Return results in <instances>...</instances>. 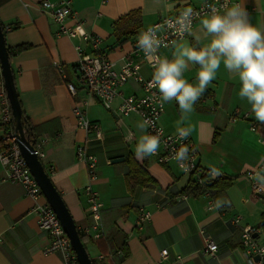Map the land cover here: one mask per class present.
Segmentation results:
<instances>
[{"label":"crops","instance_id":"0c3cea01","mask_svg":"<svg viewBox=\"0 0 264 264\" xmlns=\"http://www.w3.org/2000/svg\"><path fill=\"white\" fill-rule=\"evenodd\" d=\"M44 0H0V21L4 24L10 47L29 45L12 60V69L22 107L33 128L35 141L43 145L42 159L47 173L61 193L78 229L92 227L94 221L84 196L88 183L86 166L77 158V148L86 144L98 156L99 180L95 184L104 203L99 239H92L87 249L97 264H251L242 244V230L264 222V196L256 195L247 178L264 161V122L257 121L251 106L239 98L238 78L223 65L196 101L191 113L183 114L176 101L166 104L160 124L168 133L180 127L189 130L198 160L216 177L232 181L223 193L199 196L182 194L194 176L183 173L176 163H159L150 156L138 160L135 144L142 132L137 114L124 117L119 113L121 98L108 110L101 101L79 89L72 99L67 84L77 81V45H83V34L90 31L103 39L102 48L120 69L132 55L141 32L163 17H174L185 8L205 0H69L81 24L70 20L77 38L56 35L57 23L41 6ZM58 2L61 0H49ZM248 12L249 20L264 30V0H235ZM142 14L138 34L116 46L114 23L131 11ZM187 43L201 47L206 40L200 21L186 39L162 50L161 57L173 58L176 46ZM89 50V47H87ZM56 64H61V75ZM198 65H189L184 76L196 82ZM142 75H153L148 65ZM123 95H141V87L130 80ZM88 98V118L101 125L103 137L96 140L78 128L74 104ZM238 115L233 117L234 112ZM2 112L0 89V116ZM255 126V130L252 127ZM0 121V148L4 145ZM131 134V135H130ZM91 138L87 142V139ZM124 160L117 163L115 159ZM134 166L142 167L145 184L132 186L127 175ZM5 169L0 164V264H63L60 254L45 255L50 236L40 229L33 208L46 198L28 196L19 183L3 180ZM209 201L214 207L208 208ZM48 202V201H47ZM152 213L143 229L135 227L140 208ZM238 217L241 218L236 223ZM206 238L218 245L215 256L203 252ZM261 238H264L263 230ZM167 250L164 258L162 251Z\"/></svg>","mask_w":264,"mask_h":264},{"label":"built area","instance_id":"2783aa9c","mask_svg":"<svg viewBox=\"0 0 264 264\" xmlns=\"http://www.w3.org/2000/svg\"><path fill=\"white\" fill-rule=\"evenodd\" d=\"M234 3L238 2L235 0H205L197 6H191L193 13L190 31L212 7L221 8L225 5L231 6ZM41 6L57 23L58 30L56 35L58 37L67 36L72 39L77 38V31L69 25V22L75 19L81 24V21L71 1L61 0L52 2L44 0ZM181 13L174 17H163L153 26L149 27L155 30L157 38L161 41V47L157 53V60L161 58L162 50L173 47L176 43L186 39L188 36L190 31H176L169 28L167 24L169 21H175ZM176 27L178 28L179 26L177 25ZM145 31H147V29ZM82 38L84 46H76V51L78 53L77 81L76 83L67 84L71 98H79V89L81 88L84 89L87 95L98 98L108 110L112 109L113 103L117 98H121L119 105L120 115L124 117L130 116L131 114L139 115L143 122L147 121V134L159 136L161 142L160 147L156 154L153 155L159 163H176L183 173L194 176V181L197 185L203 184L202 177L204 173H207L211 178H215L217 174L214 170L204 169L201 166L195 144L189 135L181 138L178 132L168 133L160 124L161 117L166 111L167 103L162 104L158 89L150 86L153 75L149 78H145L141 72V66L143 64L148 65L154 72L156 60L149 63L145 59L143 51L137 46V41H135L132 55L125 59L120 69H116L114 63L109 59L108 54L102 48V37L90 31H85ZM87 47H89V50ZM56 68L61 75H64V69L61 64H56ZM130 80H133L141 87V95H123L122 89ZM0 89L2 104L0 121L4 129V127H10L13 116L4 87L1 63ZM80 102V104L76 103L73 106V114L76 117L78 128L85 130L88 134H94L93 138L96 140L102 139L104 134L101 125L88 118L86 110L89 104L88 98H81ZM238 114V111H235L233 117ZM252 129L255 130V126H253ZM90 140L91 138H88L87 142ZM2 142L4 145L0 148V164L5 169L3 180L19 183L23 187L25 193L34 199L44 197L41 187L32 175L22 156L15 129H4ZM32 143L35 148V154L42 160L46 155L42 143L35 140ZM182 147L188 148V159L178 162L174 158L175 153ZM77 158L87 169L88 183L85 185L83 192L89 208V215L94 221L92 227L84 229L79 228V230L86 236L99 239L103 234L101 230V220L104 203L98 190L95 188V184L99 180L98 156L90 153L87 149V145L83 144L79 145L77 148ZM261 170H264V161L256 170L249 171L247 173V178L252 185L254 194L264 196V185L258 184L254 179L256 173ZM206 193L210 194V192ZM213 207V201H209L208 208L212 209ZM33 212L38 216V225L40 229L46 231L50 236V243L43 250L44 254H60L63 264H80L69 237L56 212L49 203L45 201L36 204L33 208ZM151 217L152 213L150 211L144 207L140 208L135 220V227L143 229L144 226L151 221ZM240 220L241 218L238 217L236 223H239ZM262 225L263 222H260L257 226H246L242 230V244L251 264H264V238H261ZM255 235H258V237ZM217 251L218 245L210 238H206L203 252L215 256ZM161 254L164 258H167L168 251L163 250ZM257 255L259 256V260L255 259Z\"/></svg>","mask_w":264,"mask_h":264},{"label":"clouds","instance_id":"9594fccd","mask_svg":"<svg viewBox=\"0 0 264 264\" xmlns=\"http://www.w3.org/2000/svg\"><path fill=\"white\" fill-rule=\"evenodd\" d=\"M192 13L191 7L185 8L175 21L167 22L168 27L189 32ZM200 24L206 43L201 47L178 44L171 60L167 57L157 60L161 41L153 28L141 32L137 38V46L143 51L145 59L149 63L156 60L150 86L158 89L161 103L175 100L183 114L191 113L196 101L217 78L223 65L238 78L239 98L251 106L257 121L264 122V30L250 22L247 10L240 3L212 7ZM190 64L199 66L194 83L184 76ZM182 123L177 122V132L184 138L189 130L180 127ZM137 127L143 132L148 127L147 121ZM160 143L157 135H140L135 144V157L142 160L155 155ZM188 151L187 147H182L174 158L178 162L186 161ZM254 179L264 185V170L258 171Z\"/></svg>","mask_w":264,"mask_h":264},{"label":"water","instance_id":"95a60500","mask_svg":"<svg viewBox=\"0 0 264 264\" xmlns=\"http://www.w3.org/2000/svg\"><path fill=\"white\" fill-rule=\"evenodd\" d=\"M0 63L3 72L4 87L9 100L10 108L15 125V132L18 137V145L20 147L22 156L24 157L27 166L29 167L32 175L41 187L43 194L48 201L49 205L56 212L67 236L69 237L74 251L77 254L80 264H94L87 247L84 245L79 229L76 222L67 207L61 193L56 188L52 178L47 173L42 160L35 154L33 143L26 135L23 122H22V106L19 100V94L15 84V76L12 69V64L9 59L7 50V43L0 21ZM124 160L115 159L112 162L117 163ZM258 237V235H255ZM259 260V256H255Z\"/></svg>","mask_w":264,"mask_h":264},{"label":"trees","instance_id":"16d2710c","mask_svg":"<svg viewBox=\"0 0 264 264\" xmlns=\"http://www.w3.org/2000/svg\"><path fill=\"white\" fill-rule=\"evenodd\" d=\"M2 28H3V32L5 35V39H6L7 31L3 23H2ZM141 28H142V14L139 10L131 11L128 14L120 17L117 21H115L114 28H113V36L116 39V46L121 45L129 38L137 35ZM6 43H7V40H6ZM28 49H30L29 45H19L16 47H10L7 44V50H8L9 59H10L11 64L15 56H17L18 54ZM15 84H16V81H15ZM19 100H20V97H19ZM22 112H23L22 122H23L26 135L28 136L30 141L33 142L35 140L33 136V132H32L33 128L31 126V123L29 122V119L27 118L25 114L23 107H22ZM11 114H12V111H11ZM9 128L15 129L14 120L12 121V124L10 125V127H4L5 130H8ZM146 175H147V172L142 167L134 166V168L130 170V172L127 175V181L132 186L144 185L145 178H147ZM202 178H203L202 185H197L194 180H190L186 188L182 190V194H191L194 196H199L206 192H210L212 196L213 195L215 196L217 194L223 193L226 189L230 187L232 183L231 180L227 178H223V177L211 178L207 175V173H204ZM147 181H150V179L147 178ZM263 219H264V215H263ZM262 230L264 234V222L262 225ZM79 233L81 235L84 245L88 247L92 239L87 237L80 230H79ZM93 262L94 264H97L95 260H93Z\"/></svg>","mask_w":264,"mask_h":264}]
</instances>
